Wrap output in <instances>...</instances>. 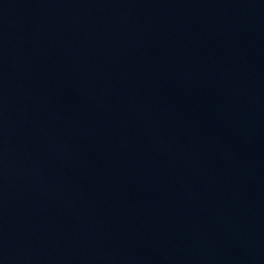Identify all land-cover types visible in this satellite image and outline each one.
Returning <instances> with one entry per match:
<instances>
[{
	"label": "water",
	"instance_id": "95a60500",
	"mask_svg": "<svg viewBox=\"0 0 264 264\" xmlns=\"http://www.w3.org/2000/svg\"><path fill=\"white\" fill-rule=\"evenodd\" d=\"M0 264H264V0H0Z\"/></svg>",
	"mask_w": 264,
	"mask_h": 264
}]
</instances>
